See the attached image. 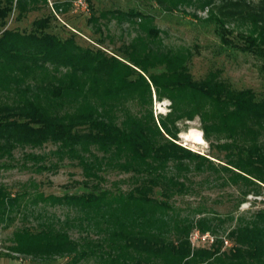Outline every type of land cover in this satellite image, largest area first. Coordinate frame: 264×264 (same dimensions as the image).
I'll use <instances>...</instances> for the list:
<instances>
[{
  "label": "trees",
  "instance_id": "obj_1",
  "mask_svg": "<svg viewBox=\"0 0 264 264\" xmlns=\"http://www.w3.org/2000/svg\"><path fill=\"white\" fill-rule=\"evenodd\" d=\"M37 1L46 2L0 0V159H11L17 147L49 142L56 159L48 167L36 163L42 155L23 156L53 173L66 158L82 179L77 191L30 198L24 188L11 193L0 184L4 227L12 213L30 209L21 200L42 203L36 224L15 227L6 249L50 264H264V207L234 214L248 194L264 193V96L257 100L251 88L232 87L218 69L194 79L189 49L161 48L153 16L140 11L88 17L135 25V34L110 52L45 32L49 15L32 21L36 33L4 28L12 11L19 19ZM150 1L172 12L188 0ZM193 2L212 6L211 0ZM232 3L220 2L203 21L213 24L223 47L264 61V19L226 27L218 10ZM152 95L169 101L165 114L153 115ZM194 117L222 163L176 143L178 123ZM110 169L127 176L105 186ZM192 174L234 186L233 209L175 206L176 197L193 190ZM119 182L128 187L121 190ZM55 204L67 207L64 218L46 213L45 206Z\"/></svg>",
  "mask_w": 264,
  "mask_h": 264
},
{
  "label": "rangeland",
  "instance_id": "obj_2",
  "mask_svg": "<svg viewBox=\"0 0 264 264\" xmlns=\"http://www.w3.org/2000/svg\"><path fill=\"white\" fill-rule=\"evenodd\" d=\"M68 1V4L55 7V4ZM194 0H188L185 4L177 6L172 12H163L153 1L150 0H46L35 3L36 9L25 13L16 19V10L12 11L6 18L4 28L16 30L19 33L38 32L32 25L37 18L49 15L50 19L45 32L54 33L60 38L72 35L75 42L88 46L92 49L100 47L106 52L115 51L122 42H127L135 34V25L126 20H117L112 16L99 18L95 22L87 21L91 15L96 16L104 10H136L153 16V23L160 30L158 34L161 48L184 47L189 49L191 56L187 62V68L194 79L201 78L208 70L218 69L220 77L230 83L234 88H251L258 100L264 96V61L249 52H241L236 49L225 48L219 41L213 24L204 22L209 9H216L217 5L224 0H211L212 6L198 7ZM233 5H224L218 10L226 18V27H231L239 21H244L242 27L248 22L261 23L264 19V0H232ZM137 21V20H136ZM99 26L100 31L95 30ZM249 26V25H248ZM241 27V28H242ZM1 29V28H0ZM102 41L100 45L96 41ZM155 41V43H156ZM49 67V65H47ZM131 109L132 104L129 102ZM169 101L167 99L156 100L152 95L151 109L153 115L165 114L168 111ZM180 131L176 134V143L189 150L202 154L211 159L215 164L222 163L221 155L210 150L208 143L203 139L199 129V121L194 117L190 121L178 123ZM197 132H200L203 142L194 144L190 140ZM264 139V136L262 137ZM54 145L47 142L39 148H15L12 150V158L0 159V184L5 186L9 192H21L23 188L30 192L31 197L36 192L43 194L60 195L65 191L74 192L78 190L77 181L82 179L81 169L70 163L66 158L58 162L56 172L52 170H37L33 161L26 159L23 154L27 152L37 153L43 159L36 163L48 167L54 162L55 155L50 154ZM214 156V157H212ZM21 163H25L21 164ZM205 174H192L193 190L175 199L177 207L194 206L203 203L207 208L224 213L233 209L236 188L232 185H223L219 180H204ZM127 174L108 170L104 173L105 182L101 184L108 186L113 181L125 178ZM118 187L123 190L128 183L119 182ZM232 195V196H230ZM21 200L30 209L12 213V220L4 227L0 224V264H50L33 258L31 256L15 254L6 249L9 245V237L15 227L22 225H35L41 215V202L30 204L28 199ZM264 207V193L259 195L248 194L245 200L239 204L234 214L247 210ZM30 210V211H29ZM46 213L64 218L69 212L64 205H46ZM39 213V214H37ZM44 217V215H43ZM76 236L77 232L71 230ZM203 235L202 237H204ZM195 234L191 237L195 242ZM203 239V238H202ZM63 259H57V262Z\"/></svg>",
  "mask_w": 264,
  "mask_h": 264
},
{
  "label": "bare ground",
  "instance_id": "obj_3",
  "mask_svg": "<svg viewBox=\"0 0 264 264\" xmlns=\"http://www.w3.org/2000/svg\"><path fill=\"white\" fill-rule=\"evenodd\" d=\"M194 144H201L203 142L202 137L200 136V132H197L190 138V140Z\"/></svg>",
  "mask_w": 264,
  "mask_h": 264
},
{
  "label": "built area",
  "instance_id": "obj_4",
  "mask_svg": "<svg viewBox=\"0 0 264 264\" xmlns=\"http://www.w3.org/2000/svg\"><path fill=\"white\" fill-rule=\"evenodd\" d=\"M195 237H196V235H195ZM201 238H203V237H201Z\"/></svg>",
  "mask_w": 264,
  "mask_h": 264
}]
</instances>
